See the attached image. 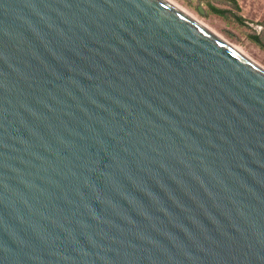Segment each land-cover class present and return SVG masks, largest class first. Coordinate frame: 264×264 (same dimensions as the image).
Wrapping results in <instances>:
<instances>
[{
  "label": "water",
  "instance_id": "water-1",
  "mask_svg": "<svg viewBox=\"0 0 264 264\" xmlns=\"http://www.w3.org/2000/svg\"><path fill=\"white\" fill-rule=\"evenodd\" d=\"M0 264H264V69L163 0H0Z\"/></svg>",
  "mask_w": 264,
  "mask_h": 264
},
{
  "label": "rangeland",
  "instance_id": "rangeland-1",
  "mask_svg": "<svg viewBox=\"0 0 264 264\" xmlns=\"http://www.w3.org/2000/svg\"><path fill=\"white\" fill-rule=\"evenodd\" d=\"M171 1L264 69V0H237L238 6L227 0Z\"/></svg>",
  "mask_w": 264,
  "mask_h": 264
},
{
  "label": "bare ground",
  "instance_id": "bare-ground-1",
  "mask_svg": "<svg viewBox=\"0 0 264 264\" xmlns=\"http://www.w3.org/2000/svg\"><path fill=\"white\" fill-rule=\"evenodd\" d=\"M164 2H166L167 4H169L170 6H172L173 8H175L176 10L180 11L181 13H183L184 15H186L187 17H189L190 19H192L194 22H196L198 25H200L202 28L208 30L209 32H211L209 29H207L205 26H203L201 23H199L198 21H196L195 19H193L190 15H188L185 11H183L179 6H177L174 2H172L171 0H163ZM213 35H215L213 32H211ZM216 36V35H215ZM218 39H220L222 42H224L226 45H228L231 49H233L235 52H237L238 54H240L241 56H243L244 58L250 60L249 58H247L244 53L238 49L237 47L228 44L227 42H225L224 40H222L221 38H219L218 36H216ZM251 61V60H250ZM253 62V61H252ZM262 68V67H261Z\"/></svg>",
  "mask_w": 264,
  "mask_h": 264
},
{
  "label": "trees",
  "instance_id": "trees-1",
  "mask_svg": "<svg viewBox=\"0 0 264 264\" xmlns=\"http://www.w3.org/2000/svg\"><path fill=\"white\" fill-rule=\"evenodd\" d=\"M227 1H229L232 4H234L235 6H238V2L236 0H227ZM212 9H214V11L216 13H220V14L222 13L221 10H219L218 8L213 7ZM237 19H238V21H242V18H240L238 16H237Z\"/></svg>",
  "mask_w": 264,
  "mask_h": 264
},
{
  "label": "crops",
  "instance_id": "crops-1",
  "mask_svg": "<svg viewBox=\"0 0 264 264\" xmlns=\"http://www.w3.org/2000/svg\"><path fill=\"white\" fill-rule=\"evenodd\" d=\"M237 1V0H236Z\"/></svg>",
  "mask_w": 264,
  "mask_h": 264
}]
</instances>
